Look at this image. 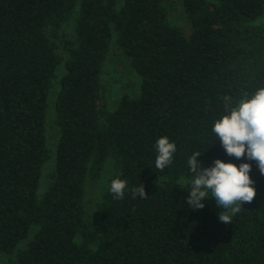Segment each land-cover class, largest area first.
<instances>
[{
  "label": "trees",
  "instance_id": "trees-1",
  "mask_svg": "<svg viewBox=\"0 0 264 264\" xmlns=\"http://www.w3.org/2000/svg\"><path fill=\"white\" fill-rule=\"evenodd\" d=\"M0 0V255L17 264H264V175L214 123L264 88V0ZM73 21L68 29L67 23ZM113 43L134 84L111 107ZM54 93L56 141L47 136ZM177 151L163 172L155 143ZM252 166L257 195L223 223L186 203L187 159ZM109 171L87 213L88 183ZM127 181L122 200L112 180ZM142 184L147 198H132ZM26 241L24 248L19 246Z\"/></svg>",
  "mask_w": 264,
  "mask_h": 264
},
{
  "label": "clouds",
  "instance_id": "clouds-1",
  "mask_svg": "<svg viewBox=\"0 0 264 264\" xmlns=\"http://www.w3.org/2000/svg\"><path fill=\"white\" fill-rule=\"evenodd\" d=\"M212 132L221 142L228 156L241 159L247 154L250 161L257 162L259 171L264 175V88L256 91L251 99L241 100L229 115L216 121ZM155 167L163 172L173 163L177 146L167 136L157 139L155 145ZM199 151L193 152L187 159L190 178L181 177L177 184L189 185L186 203L192 210H201L206 198H214L217 206L225 209L219 214V220L230 223L244 203H251L257 195L250 177L252 166L242 163L239 167L233 163L215 160L214 166L202 168ZM127 189V181L114 179L110 192L117 200H122ZM133 199L147 198L142 184L131 190Z\"/></svg>",
  "mask_w": 264,
  "mask_h": 264
},
{
  "label": "rangeland",
  "instance_id": "rangeland-1",
  "mask_svg": "<svg viewBox=\"0 0 264 264\" xmlns=\"http://www.w3.org/2000/svg\"><path fill=\"white\" fill-rule=\"evenodd\" d=\"M165 6L168 9V15L171 22L179 27L186 35L190 33V23L187 19V16L184 12L182 0H166ZM73 26V21L67 23V28L71 29ZM136 77L129 66L128 61L120 53V50L113 43V48L111 55L107 61L103 81L106 86L108 101L111 107L116 105V102L122 95L125 88L130 87L134 84ZM127 86V87H126ZM54 93L51 95L50 108L48 111V128L47 136L49 143L52 145L56 141L57 127L54 123V110H53V98ZM109 171H105L102 175V178L95 184L88 183L86 186L85 193V205L86 211L89 213L94 205L102 199L104 189L107 185ZM206 202L212 209L219 215L221 212L226 211L217 206V203L214 198H206L203 200ZM26 241L22 242L19 246L20 249L24 248ZM0 264H17L16 254L12 255H0Z\"/></svg>",
  "mask_w": 264,
  "mask_h": 264
}]
</instances>
